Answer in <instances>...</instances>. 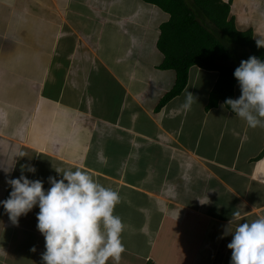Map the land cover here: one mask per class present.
I'll use <instances>...</instances> for the list:
<instances>
[{
	"label": "crops",
	"instance_id": "1",
	"mask_svg": "<svg viewBox=\"0 0 264 264\" xmlns=\"http://www.w3.org/2000/svg\"><path fill=\"white\" fill-rule=\"evenodd\" d=\"M221 1L264 36V0ZM168 18L143 0H0V201L22 166L45 190L55 168H80L122 196L119 264H230L225 232L264 216V129L221 100L207 110L218 72L196 65L155 110L175 80L159 68ZM187 90L198 102L184 111ZM38 212L13 225L0 204V264H42Z\"/></svg>",
	"mask_w": 264,
	"mask_h": 264
},
{
	"label": "clouds",
	"instance_id": "2",
	"mask_svg": "<svg viewBox=\"0 0 264 264\" xmlns=\"http://www.w3.org/2000/svg\"><path fill=\"white\" fill-rule=\"evenodd\" d=\"M256 44L264 47V36H258ZM234 77L241 95L227 98L221 107L228 105L249 128L264 129V60L256 56L241 60ZM196 102L198 98L187 90L181 107L189 111ZM25 156L22 151L17 153V157ZM24 170L22 166L19 178L6 181L11 191L0 204L13 225L39 207L37 229L45 238L46 249L42 264H108L109 260L119 264L126 251L122 241L126 225L115 214L116 206L122 202L117 190L104 186L80 168H55L61 178L48 177L51 187L45 190L42 180H29ZM26 170L36 171L31 166ZM241 217V212H233L229 224ZM229 234L230 264H264V216L238 223L234 231L225 232ZM30 250L35 252L36 248Z\"/></svg>",
	"mask_w": 264,
	"mask_h": 264
},
{
	"label": "trees",
	"instance_id": "3",
	"mask_svg": "<svg viewBox=\"0 0 264 264\" xmlns=\"http://www.w3.org/2000/svg\"><path fill=\"white\" fill-rule=\"evenodd\" d=\"M143 1L156 5L169 15L159 26L157 48L163 54L159 68L174 70L175 80L170 90L158 101L156 111L181 93L192 65L218 72L209 92L205 106L207 110L215 107L220 100L224 102L227 98H232L233 87L238 83L234 77L238 66L226 63L231 55L221 37L237 43L247 51L248 58L256 56L264 60V47H257V38L253 37L252 30H238L233 17L229 15V5L221 0ZM262 154L264 148L260 155Z\"/></svg>",
	"mask_w": 264,
	"mask_h": 264
},
{
	"label": "rangeland",
	"instance_id": "4",
	"mask_svg": "<svg viewBox=\"0 0 264 264\" xmlns=\"http://www.w3.org/2000/svg\"><path fill=\"white\" fill-rule=\"evenodd\" d=\"M210 29V28H209ZM214 32V29L212 30ZM222 42L224 41L228 51L230 52L231 59L228 60L229 64H232V66H239L241 60H247V51L244 53L243 48H241L237 43L228 41L227 39H223L221 37ZM233 58V59H232Z\"/></svg>",
	"mask_w": 264,
	"mask_h": 264
}]
</instances>
